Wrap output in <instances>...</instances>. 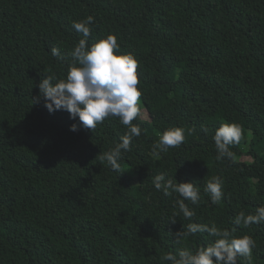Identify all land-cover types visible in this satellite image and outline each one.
Listing matches in <instances>:
<instances>
[{
    "label": "trees",
    "instance_id": "trees-1",
    "mask_svg": "<svg viewBox=\"0 0 264 264\" xmlns=\"http://www.w3.org/2000/svg\"><path fill=\"white\" fill-rule=\"evenodd\" d=\"M88 16L89 47L112 34L114 54L138 61L146 119L133 121L141 135L118 172L99 159L127 132L118 118L73 132L78 118L32 101L46 75L66 78L84 39L72 23ZM225 123L241 125L243 139L232 159L217 160L213 136ZM170 128L184 130V143L153 155ZM160 173L199 189L198 205L185 202L191 220L177 194L152 185ZM214 176L224 181L216 205L204 192ZM261 206L264 0H0V264H170L167 254L216 239L199 232L177 242L189 223L250 236L251 258L237 264H264V224L234 222Z\"/></svg>",
    "mask_w": 264,
    "mask_h": 264
},
{
    "label": "clouds",
    "instance_id": "clouds-1",
    "mask_svg": "<svg viewBox=\"0 0 264 264\" xmlns=\"http://www.w3.org/2000/svg\"><path fill=\"white\" fill-rule=\"evenodd\" d=\"M93 21L94 18L88 16L83 21L72 23L75 31L84 37L70 53L74 63L69 65L64 79L58 80L55 74L46 75L38 85L39 96L32 101L39 103L43 98L49 113L63 110L69 113L70 119L76 121L78 118V123L70 127L73 132L79 128L94 130L106 118H118L127 132L113 148L99 154L102 163L106 162L112 171L118 172L122 154L131 151L133 139L138 138L142 131L139 125L133 123L141 112L139 101L142 93L137 87L140 82L137 75L138 61L131 54H114L119 52L120 46L117 37L112 34L89 47L87 37L91 33L90 25ZM51 55L63 59L58 48H52ZM242 139L241 125H220L213 136L216 159H232L234 153L230 149L239 145ZM184 140L182 128L167 129L153 144L152 153L155 156L167 153L171 148H178ZM151 182L157 191H162L166 196L177 194L176 205L185 219L191 220L195 216L194 210L185 203L190 201L193 205L199 204L200 192L194 183L177 182L174 178L166 177L165 173L157 174ZM223 183L219 176L212 177L206 183L204 192L213 205L219 204L224 196ZM171 222L176 223L174 219ZM234 222L236 225L243 224L244 227L264 224V206L257 208L254 215H246L241 211L235 216ZM199 232H207L216 239L211 245L201 247L195 254L184 249L178 252V258L169 253L164 259L170 264H237L238 257L251 258L255 241L250 236L235 238L230 231L222 230L214 223L211 226L189 223L186 230L175 233V237L179 242L182 238Z\"/></svg>",
    "mask_w": 264,
    "mask_h": 264
},
{
    "label": "rangeland",
    "instance_id": "rangeland-1",
    "mask_svg": "<svg viewBox=\"0 0 264 264\" xmlns=\"http://www.w3.org/2000/svg\"><path fill=\"white\" fill-rule=\"evenodd\" d=\"M141 118L146 119V114H145L144 110L141 112Z\"/></svg>",
    "mask_w": 264,
    "mask_h": 264
}]
</instances>
